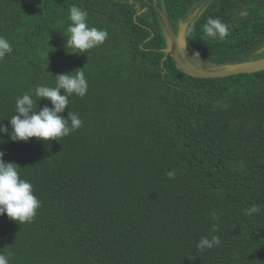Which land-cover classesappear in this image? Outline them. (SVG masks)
<instances>
[{
    "label": "trees",
    "instance_id": "1",
    "mask_svg": "<svg viewBox=\"0 0 264 264\" xmlns=\"http://www.w3.org/2000/svg\"><path fill=\"white\" fill-rule=\"evenodd\" d=\"M140 1L147 9L128 0H0V36L13 49L0 59V126L11 131L16 98L54 86L55 75L86 66L88 80L63 113H79L83 125L59 143L0 133L5 162L20 166L42 203L31 223L0 217L10 264H264V70L186 75L164 52L156 9ZM156 3L175 31L201 6L185 38L204 64L264 58V0ZM72 5L109 34L81 55L65 47ZM210 18L227 26L223 39L204 33ZM251 205L259 211L249 216ZM211 235L221 245L198 251Z\"/></svg>",
    "mask_w": 264,
    "mask_h": 264
},
{
    "label": "clouds",
    "instance_id": "2",
    "mask_svg": "<svg viewBox=\"0 0 264 264\" xmlns=\"http://www.w3.org/2000/svg\"><path fill=\"white\" fill-rule=\"evenodd\" d=\"M88 12L81 7L72 5L69 8L66 37V50L68 54L81 55L87 53L106 42L108 31L89 26ZM204 33L209 38L223 39L227 35V26L219 18L209 19L204 25ZM68 49H72L71 52ZM12 46L7 38L0 36V59L11 54ZM195 57L199 53L194 54ZM87 65V64H86ZM86 67V66H85ZM85 67L72 73L55 75V85H38L34 90L24 93L16 98L15 114L8 120L11 131L6 126H0V133L9 135L13 142H29L32 138L37 141L49 143L68 137L80 129L83 120L79 113L69 111L67 117L63 116L69 109L70 97L83 98L88 92V80ZM52 75V74H51ZM48 100L51 107H39L40 101ZM5 153L0 151V217L7 214L8 218L19 224L31 223L42 206L40 199L34 191L32 183L21 177L20 166L16 163L5 162ZM166 175L171 179L176 175L175 170ZM246 215H253L259 211V206L251 205L244 210ZM217 217L214 216V219ZM211 231H218L213 224ZM222 241L219 235L201 236L196 242V249L200 252L219 247ZM11 253L0 252V264H10Z\"/></svg>",
    "mask_w": 264,
    "mask_h": 264
},
{
    "label": "water",
    "instance_id": "3",
    "mask_svg": "<svg viewBox=\"0 0 264 264\" xmlns=\"http://www.w3.org/2000/svg\"><path fill=\"white\" fill-rule=\"evenodd\" d=\"M154 1L155 2L151 3V5L156 9L158 15L160 16L163 28L165 30L167 47L164 49V52L167 56L172 57L176 67L186 75L198 79H213L240 74H251L264 70V58L238 64L225 65L221 68L214 69L213 71H204L193 67L185 57V51H187L185 38L186 33L185 35H182V33L179 31V25L177 31H175L169 18L167 17V14L164 12V10L158 7L156 0Z\"/></svg>",
    "mask_w": 264,
    "mask_h": 264
},
{
    "label": "rangeland",
    "instance_id": "4",
    "mask_svg": "<svg viewBox=\"0 0 264 264\" xmlns=\"http://www.w3.org/2000/svg\"><path fill=\"white\" fill-rule=\"evenodd\" d=\"M198 8V7H197ZM197 15L196 10L192 13L191 17H187L185 20L181 21L179 24V31L182 33V35H185L187 28L189 27L190 24V19H193ZM185 57L187 61L195 68L204 70V71H213L214 69H218L221 67H213L208 64H204L200 60L195 59L192 57L188 51H185Z\"/></svg>",
    "mask_w": 264,
    "mask_h": 264
},
{
    "label": "flooded vegetation",
    "instance_id": "5",
    "mask_svg": "<svg viewBox=\"0 0 264 264\" xmlns=\"http://www.w3.org/2000/svg\"><path fill=\"white\" fill-rule=\"evenodd\" d=\"M130 3H133L134 4V7L137 9V10H144V9H147V7H145L144 9L141 8V5H142V2L140 0H128ZM149 5H151V3L155 2V1H150V0H145ZM201 6H199L198 8L196 7L194 10H192L189 14L188 17H191L192 13L196 10V13L200 10ZM142 9V10H141ZM192 18V17H191ZM191 20V19H190ZM180 24V22H179ZM178 24V25H179ZM178 29V27H177Z\"/></svg>",
    "mask_w": 264,
    "mask_h": 264
}]
</instances>
